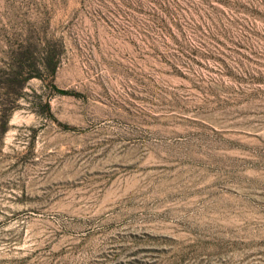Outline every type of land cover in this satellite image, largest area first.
Instances as JSON below:
<instances>
[{
    "label": "rangeland",
    "instance_id": "374dc122",
    "mask_svg": "<svg viewBox=\"0 0 264 264\" xmlns=\"http://www.w3.org/2000/svg\"><path fill=\"white\" fill-rule=\"evenodd\" d=\"M0 264H264V0H0Z\"/></svg>",
    "mask_w": 264,
    "mask_h": 264
}]
</instances>
